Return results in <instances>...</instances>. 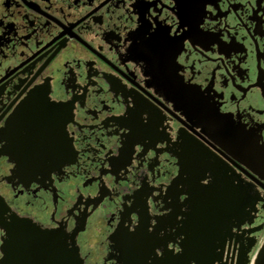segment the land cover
Segmentation results:
<instances>
[{
	"label": "flooded vegetation",
	"instance_id": "obj_1",
	"mask_svg": "<svg viewBox=\"0 0 264 264\" xmlns=\"http://www.w3.org/2000/svg\"><path fill=\"white\" fill-rule=\"evenodd\" d=\"M0 145L2 257L19 220L64 264H254L264 0H0Z\"/></svg>",
	"mask_w": 264,
	"mask_h": 264
},
{
	"label": "water",
	"instance_id": "obj_2",
	"mask_svg": "<svg viewBox=\"0 0 264 264\" xmlns=\"http://www.w3.org/2000/svg\"><path fill=\"white\" fill-rule=\"evenodd\" d=\"M202 210L205 213L203 206ZM215 221V217L211 216L209 211L208 215H201L200 217L201 228L203 230H212L214 229L213 225ZM8 229L11 230L10 235L12 241L4 244V257L0 261V264H21L23 261H28L30 264H53L52 261H54L55 255H57L58 264H64L61 258L62 253H64L61 246L64 242L59 236L56 238L53 233L44 231L37 225L27 221H15ZM27 237L34 238V241L32 243H26L25 240ZM201 253L205 255V250L203 249ZM203 258L205 257L203 256ZM195 259L198 261V264H210L205 259ZM68 260L69 264H83L76 249L73 251L72 257ZM127 264H131V262L128 261ZM254 264H264V244Z\"/></svg>",
	"mask_w": 264,
	"mask_h": 264
},
{
	"label": "snow or ice",
	"instance_id": "obj_3",
	"mask_svg": "<svg viewBox=\"0 0 264 264\" xmlns=\"http://www.w3.org/2000/svg\"><path fill=\"white\" fill-rule=\"evenodd\" d=\"M164 2L166 5H170L172 7L173 11H176L178 5L181 7L184 6L185 0H164ZM160 10H162V9H160ZM158 19H159V17H158ZM166 23H172V21L167 20ZM181 30H182V28H181ZM169 31H171V30H169ZM0 147H2V145H0ZM2 259H3V257L0 256V260H2Z\"/></svg>",
	"mask_w": 264,
	"mask_h": 264
}]
</instances>
